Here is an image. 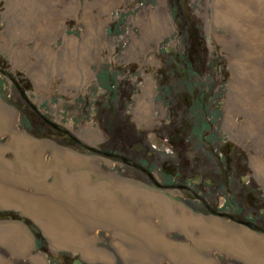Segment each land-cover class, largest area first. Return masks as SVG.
<instances>
[{"label":"rangeland","instance_id":"obj_1","mask_svg":"<svg viewBox=\"0 0 264 264\" xmlns=\"http://www.w3.org/2000/svg\"><path fill=\"white\" fill-rule=\"evenodd\" d=\"M64 1L69 0H54L53 3L45 0V8L39 9V17L47 12L54 30L49 24L47 31L38 33L33 29L32 35L15 37L10 32L13 15L7 8L11 0H0V108L9 113L6 123L0 120V165L3 167L2 170L0 168V189L10 187L31 198L25 199L23 204H0V214L4 211L15 215H12L14 220H9L7 215L0 217V229L3 230L0 231V256L10 264H22L23 256H27L25 260L29 263V258L38 256L33 262L40 263L45 251L38 246L32 249L34 252L31 251L33 241L28 236L32 232L19 220L26 218L29 223L40 225L48 252L76 249V244L82 246L81 242L90 240L84 246L95 256L78 251L105 264H168L169 261L172 264H251L246 259L250 251L243 250L241 245L240 249L236 244L242 236L230 233L229 228L224 229H242L240 226L219 218L220 223L213 227L210 222L218 218L208 215L188 193L176 188L157 190L158 187L141 171L106 154L119 151L127 154L147 167L158 180L168 181L172 177L166 174L169 170H164L162 162L164 159L171 161L168 169H172L176 167L172 158L157 150L150 156L144 149L134 152L132 141L139 138L152 148L146 140L147 133L156 132L166 137L168 128L177 130L185 127L184 121L192 124L191 135L198 134L201 139V124L204 123L203 132L211 134L214 131L216 146L229 139L250 153L251 167L255 172L252 176H257V179L260 176L261 192L264 193V178L254 166L255 158L264 159V116L257 124L256 119L253 120V133H248L243 128L249 123L245 113L238 110L230 96L233 60L244 47V42L237 38L229 24L235 22L239 28L246 27L245 21L241 22L244 19L232 9L235 2L178 0L186 4L183 26L196 28L193 35L195 44L190 45L193 43L191 36L179 29L171 0H114L98 9V18L92 12L88 18L76 11L62 12ZM72 1L79 4V8L95 6V0ZM238 8L240 10V6ZM14 20L26 26L21 16L14 15ZM90 24H93L96 34L90 37V43L81 45ZM71 38L78 41L74 48L68 46ZM37 40L42 46L38 52L35 48ZM190 53L195 62L193 65L186 60ZM253 63L264 66L263 47ZM36 74H41L39 81L35 79ZM17 84L22 87L23 94ZM261 87L264 90V83ZM35 110L57 127L73 134L83 145L67 144V135L58 133L52 126L47 127ZM14 134L24 135L35 142L36 148L31 152L32 155L35 151V157L11 145ZM194 139L195 136H190L188 141ZM202 146L203 143L196 148L202 151ZM55 150H69L82 156L84 163L68 164L57 160ZM57 157L61 158L59 154ZM31 159L38 160L40 169L34 168L35 162ZM18 166L26 170V176H22L24 179L19 176L17 180L15 176L23 184L12 177L17 174ZM185 168L191 173L193 166ZM33 171L37 176L36 183L27 181V174ZM80 174L87 176L90 187L104 188L106 192L117 188V181L147 190L154 197L158 193L164 197L167 193L169 198H164L170 202L172 211L180 203L182 208L200 220L195 223L189 221L185 227L177 223L176 217L177 222L167 217L168 223L156 216L151 218L152 224L161 230L166 244L170 243L167 251L171 255L162 249L146 252L145 247L149 246L147 238L130 232L129 224L123 231L132 237L130 239L118 234L115 225L107 221L83 227L84 218H81L78 219L82 221L81 228L71 225V222L60 229L58 226L55 228L50 217L53 216L50 204L56 206V215L62 214L68 219H71L73 211L82 213L77 205L66 200L68 195L72 199L73 193L80 188L79 181L75 180ZM91 192L94 193L90 200L94 198V202L98 191ZM77 196L84 202L79 193ZM105 198L110 200L109 195ZM223 199L224 196L218 202H223ZM138 201L141 203L143 200ZM201 211L203 216L198 214ZM198 225L206 230L199 231ZM206 233L213 238L225 239L229 245L231 239L235 247L207 243L203 241ZM9 235L12 238H8ZM53 235H56L55 239ZM254 236L264 238V235ZM14 240L18 241L17 248L13 247ZM249 241L253 245L256 240L250 237ZM256 251L259 255V249ZM142 255L146 256L142 258Z\"/></svg>","mask_w":264,"mask_h":264},{"label":"bare ground","instance_id":"obj_2","mask_svg":"<svg viewBox=\"0 0 264 264\" xmlns=\"http://www.w3.org/2000/svg\"><path fill=\"white\" fill-rule=\"evenodd\" d=\"M44 1L45 0L43 1L42 0H11V3L8 4L7 8H8V11L12 12V15H13L12 17L13 19L12 21H10L11 22L10 32L13 34V36L16 37V36L21 35V36L26 37V36L32 35L31 33L33 29L34 31H37L39 33L40 31L42 32L48 28L50 24V20L47 18L48 16H46L47 12L46 14H43L40 17H39L40 14L38 13L42 9L45 8L46 2L53 3L54 0H46L45 3ZM104 1H106V4L103 3ZM231 1L235 2L233 6L234 8L232 7V9H234L233 11H235L237 15L241 16V18L244 19L241 22L245 21L244 25H246V27L239 28L235 22H231V24H229L234 29L237 38L239 37L244 42V47L242 48V50H240L236 54L233 60V63H234L233 71L234 72L232 76L233 78L232 83H231L232 91H231L230 96H231V99H233V102H235V106L239 108L238 110H241L242 112L245 113V117L247 121L249 122L248 126H251V127L245 126L244 129H246L248 133H253L251 131L253 126H255L253 124V120L256 119L255 123L257 124V122H259V120L264 116V101L262 103L260 102L261 100L264 99V97L263 99H261V97L264 95L263 87H261V85L264 83V66L253 63V61L256 59L260 51V48L262 47L264 48V0H231ZM113 2L115 1L114 0H95L94 7H87L86 5H84L83 7L79 8L78 6L79 4L77 3L75 4L73 3L72 0H69L66 2L64 1V3L62 2L63 3L62 12H70V11H76L77 13L80 12L81 16L84 18L87 17L89 12H92V14L97 15V18H98L99 17L98 9L100 7L108 6L109 4ZM239 6H240V10L238 8ZM39 9L41 10L39 11ZM14 15L21 16L24 20L22 22H24L26 26H21L20 23L15 21ZM29 25H30V29L28 28ZM50 26L53 29L54 25L50 24ZM95 34H96V31L94 29V26L93 24H90L88 27V35L84 39V41L81 43V45L90 43V37H92ZM77 42L78 41H76L74 38H71L69 39L68 46L71 48H74ZM35 48L37 49V52L41 51L42 46L39 45V40H37ZM14 50H16L15 47H14ZM43 50L45 51V48ZM41 78H42L41 74L40 75L36 74V78H35L36 81H39V79ZM8 119H9V113L6 112L5 109L2 110L0 108V120L6 123ZM45 119L52 126L56 127V124H54L47 118ZM11 145L17 149L22 148L25 151V153L30 155V157L32 156L35 157L34 155L35 151H33V154L31 155L32 149L36 148L35 142L33 140L26 138L24 135L14 134L11 140ZM28 145H30V148H28ZM54 154H56L57 160H62L64 162H67L68 164L84 163L82 156L74 154L69 150H55ZM57 154H59L61 158H58ZM31 161L35 162L34 168H36L37 170L40 169L39 162L37 159H31ZM255 167L257 169H260L264 177V161L255 162ZM0 168L2 170L3 167L0 165ZM15 172L17 174L14 173V175H12V177H14V180L16 179L18 180V178H20L19 176L21 177L26 176V170L22 166H18V171H15ZM15 176H17L16 179H15ZM27 176L29 177L27 181H30L31 183H36L37 176L34 171L27 174ZM20 179H24V178L22 177ZM75 180L79 181L78 186H80V188L76 191H78L77 193H79V196L84 199V202L82 201L80 202V199L78 198L77 193H75L76 192L75 190H74L75 192L73 193L75 194V196L72 195L73 197L72 199H69L71 197L70 195H68L67 196L68 198L67 199L65 198V199L69 200L73 205H77L78 208L81 209L82 213L80 212L76 213L75 211H73L71 219H68V217L62 216V214L56 215L57 214V212L55 211L56 206L50 204V208L53 209L52 211L53 216H50V217L52 219V223H54L55 228L56 226H58V229H60L66 223H69V222H71V225L81 228L82 225L83 227H87L91 224H96L101 221L102 222L107 221L115 225L114 228L118 230L117 231L119 232L118 234L122 235L125 238L130 239L132 237H130L129 234L127 235L123 231V228L125 227V225L129 224L130 226L128 230L130 232L139 233L142 236L144 235L147 238L146 240L148 241L146 243H148L150 247L149 246L145 247L146 252L150 251L149 253H151L152 250L162 249L163 252L168 253L167 251L168 243L166 244V240L162 237L161 230L152 224L151 218L153 216H156L158 218H162L163 220L166 219L167 223L169 220L167 217L172 218L173 221H176V218H178V222L177 221L176 222L180 225L189 224V221H191L192 223L199 221L198 218L192 216L190 213L186 212L184 209L182 210L183 213L180 215L175 216L173 214H169L168 211H170L171 206H170V203L166 201V199L164 198L162 199L161 197L157 195L154 197L152 194L145 192L142 189H139L138 187H134L133 185H130V184H121V182L118 183L117 181H115V184H117L116 186L119 191H117L116 188H111L109 192H103V189L100 187H96V188L90 187L89 185L90 183H88V178L85 174L84 175L80 174L79 177L75 178ZM19 184H23L22 181H20ZM91 190H94L95 192L98 191L97 192L98 196L95 197L96 198L95 200L97 202L96 201L92 202L94 198H92L91 200L88 199L89 197L92 196V193H94V192H91ZM72 191L73 189L72 190L70 189V192ZM117 192H120V194L118 195ZM107 195H109L110 197L112 195L113 199L108 200V198H105V196ZM26 197L24 193L21 194L20 192H17L15 191V189H11L10 187L0 189V204L6 203V202H12V203L17 202V203L23 204V202H25L24 201L25 199H31L28 196ZM115 199L119 200V202H117ZM138 199L143 200V201L139 203ZM34 200L35 198L33 199V202ZM128 204L129 205L133 204V206H128ZM138 204H140V207H137ZM87 205L89 207H87ZM46 210L50 211L49 208H46ZM81 218H84L83 220L84 224L82 223V225L80 224L82 221L79 222L78 220ZM21 221H23V219H21ZM4 225L6 226V224ZM198 227L200 229L199 231L201 232H203V230H206V228L200 227L199 225ZM32 228L35 231H37V229L34 226ZM0 231H3V230L0 229ZM55 236L56 235H53V239H55ZM10 237L12 238V236L9 235L8 238ZM203 239H204L203 241L207 243H217V244L219 243L218 245L227 244L230 247L231 246L235 247V242L232 241L231 239H229V243H230L229 245L225 239L222 240V239L213 238L208 233L203 235ZM4 240L5 238H3V241ZM258 240L260 244L257 245L254 249L250 248L248 250L250 251V254L247 255L248 258L246 259L249 260L251 264H264V255L263 254L258 255L257 253H255L256 249L258 248L261 251H264V238H258ZM52 242L53 244H55V240H52ZM12 243H13V247L17 248L16 245L18 241L14 240ZM236 244H237V241H236ZM180 248L182 250V247ZM145 256L146 255H142V258ZM0 264H10V263L6 262L0 256Z\"/></svg>","mask_w":264,"mask_h":264},{"label":"flooded vegetation","instance_id":"obj_3","mask_svg":"<svg viewBox=\"0 0 264 264\" xmlns=\"http://www.w3.org/2000/svg\"><path fill=\"white\" fill-rule=\"evenodd\" d=\"M18 88L23 94L22 87L18 85ZM24 98L27 102L25 95ZM185 98L187 99V97ZM34 112L39 115V119L43 123L52 126L42 114L40 115L36 110ZM184 122L185 127L180 129L168 128L166 137H162L156 132L147 133L146 140L152 148H149L139 138L136 140L141 141L145 145L144 151H146L147 155L150 156L157 150L166 153L172 158L176 165L172 169H168L169 164H172L171 161L164 159L162 162V166L165 168L163 169L169 170L166 174L172 177L168 181L158 180L147 167L135 162L134 158L127 156V154L124 155L120 151L119 153L107 152L106 154L120 159L129 166L141 171L158 187L157 190L164 191L165 189L176 188L177 190L185 191L208 212V215L216 217L218 220L219 218H224L233 226H240L251 233L264 235V193L261 192L260 184L262 179H260V176L258 179L257 176L255 178L252 176L255 172L251 167L250 154L243 148H238L234 141L229 139H225L224 142L218 143L219 146H216L215 133L212 134L214 131L211 134H208V131L203 132L205 130L204 123L201 124V139H199L198 134L194 133L191 135L190 133L192 124L188 125L187 121ZM210 122L213 123V119ZM52 127L59 133H65L68 137L71 136L75 143L83 145L77 137L62 127ZM206 134L209 135L210 139H208ZM190 136H195L196 139L190 142V140L188 141ZM136 141L134 140L131 143L134 152L140 151L135 148L134 143ZM201 143H203L202 151H199L196 147ZM190 165L193 166V169L191 173H188L185 167ZM195 166L197 169H194ZM148 167H150V164ZM164 195L167 196L168 194L165 193ZM222 196H224V199L220 203L218 201ZM6 211L12 212V210L7 208ZM201 212L198 214L203 216V211ZM3 215H7L9 220H14L11 217V215L15 216L14 214L10 215L8 212L3 211L0 217ZM19 220L27 225L30 232H32L31 236H28V239L30 238L33 241L31 251L37 246L45 251L42 255L43 258H40L39 264H105L101 260L93 261L85 257L78 251L80 248L79 244L75 246L77 250L74 248L67 250L62 248L57 253L48 252L45 246L46 238L43 236L40 225L29 223L26 218H20ZM26 258L27 256L22 257V264H34L38 256L29 258V263L25 260ZM168 264H172V262L169 261Z\"/></svg>","mask_w":264,"mask_h":264},{"label":"crops","instance_id":"obj_4","mask_svg":"<svg viewBox=\"0 0 264 264\" xmlns=\"http://www.w3.org/2000/svg\"><path fill=\"white\" fill-rule=\"evenodd\" d=\"M262 101V100H261ZM260 101V102H261ZM247 127H248V125H246ZM244 128V127H243ZM250 154V153H249ZM257 161H264V159H257V158H255L254 159V166H255V162H257ZM257 169V168H256ZM259 170V172H260V174L262 175L261 177L262 178H264L263 177V174H262V172L260 171V169H258ZM65 176V175H64ZM69 176V175H68ZM75 177V176H74ZM74 177H72V178H74ZM49 187V186H48ZM139 188V187H138ZM49 190H51V188L49 189ZM103 190H104V188H103ZM111 190V189H110ZM109 190V191H110ZM116 190H117V188H116ZM143 191H147V190H144V189H142ZM108 191V192H109ZM103 192H106V190L105 191H103ZM148 193H150V194H152L151 192H149V191H147ZM118 193V195L120 194V192H117ZM157 196H159V197H161L162 199L165 197V198H169V197H166V196H164L163 197V195H161V194H159L158 193V195ZM164 198V199H165ZM88 199H90V197L88 198ZM110 199H113V196L111 195V197H110ZM81 202V201H80ZM167 202H169L168 200H167ZM170 203V202H169ZM170 206H171V204H170ZM185 210V208H182L181 206H180V203H179V205L177 206V207H175L174 209H173V211L171 210V207H170V211L172 212V213H174V215L176 216V215H180V214H182L183 213V211L182 210ZM168 212L169 214H171V212ZM186 211V210H185ZM187 212V211H186ZM185 213V212H184ZM186 214V213H185ZM191 214V213H190ZM192 216H194V217H196V218H198L199 220H200V218L199 217H197L195 214H191ZM213 221H211L210 223L212 224V226L214 225V224H216V223H220V221L219 220H215V219H212ZM183 223V222H182ZM178 225V224H177ZM182 225H184L185 226V224H182ZM187 225V224H186ZM216 226V225H215ZM186 227V226H185ZM214 227V226H213ZM217 227V226H216ZM226 228H229V229H231V230H229V232L230 233H235V234H238V235H240V236H242V238H240L239 239V241H238V243H237V246L240 248V249H242L241 247H240V245L241 246H243V250L244 249H250V248H252V249H254L257 245H259L260 243H259V240H258V238H263V237H261V236H254V235H257V234H255V233H251V232H249V231H247V230H245V229H238V230H234L232 227H224V229H226ZM224 229H222L224 232H226L227 233V229L226 230H224ZM222 232V231H221ZM223 233V232H222ZM250 237H252V238H254L256 241H254L255 243L252 245L251 244V242L249 241L250 240ZM89 242H90V240L89 241H85V242H81V244H82V246L79 244V246H80V248L78 249V250H81L84 254H91L90 256H95V253H91L90 251H87V247H85L84 245H88L89 244ZM168 243V242H167ZM168 244H170V243H168ZM88 249H89V247H88ZM259 249V248H258ZM257 252V251H256ZM260 254H263L264 255V251H261L260 249H259V251H258ZM168 254L169 255H171V253H169L168 252ZM167 254V255H168ZM176 259V258H175ZM177 260V259H176Z\"/></svg>","mask_w":264,"mask_h":264},{"label":"trees","instance_id":"obj_5","mask_svg":"<svg viewBox=\"0 0 264 264\" xmlns=\"http://www.w3.org/2000/svg\"><path fill=\"white\" fill-rule=\"evenodd\" d=\"M170 4H171V6L173 7V10H174V12H173L174 17L179 20V29L182 32H188L189 33V36H191L190 37V41H193V43L190 42V45L191 44L194 45L195 44L194 43L195 42V39L193 38V35L196 33V28L195 27H191V28L189 27L188 28V26L186 27V26H183V24H182V21L183 20H184V22L186 21V19H185V6H186V4L185 3L182 4V2L181 1H178V0H171V3ZM193 30H195V31H193ZM201 42H202V40H201ZM201 42H199V43H201ZM186 60L188 61V63L190 65L195 64L194 59H193V56H192V53H190L188 55V57H187ZM45 125H46V123H45ZM47 127H49V125H47ZM47 134H49V133H47ZM67 139H68L67 144H72L73 142L75 143V140L73 138H71V136L68 137ZM11 217H12V215H11Z\"/></svg>","mask_w":264,"mask_h":264},{"label":"water","instance_id":"obj_6","mask_svg":"<svg viewBox=\"0 0 264 264\" xmlns=\"http://www.w3.org/2000/svg\"><path fill=\"white\" fill-rule=\"evenodd\" d=\"M134 144H135V148L138 150L145 148V145L141 141H136Z\"/></svg>","mask_w":264,"mask_h":264}]
</instances>
